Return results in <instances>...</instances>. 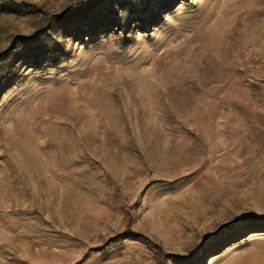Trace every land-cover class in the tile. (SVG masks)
<instances>
[{"label": "rangeland", "instance_id": "rangeland-1", "mask_svg": "<svg viewBox=\"0 0 264 264\" xmlns=\"http://www.w3.org/2000/svg\"><path fill=\"white\" fill-rule=\"evenodd\" d=\"M11 1L0 264H264V0Z\"/></svg>", "mask_w": 264, "mask_h": 264}, {"label": "trees", "instance_id": "trees-1", "mask_svg": "<svg viewBox=\"0 0 264 264\" xmlns=\"http://www.w3.org/2000/svg\"><path fill=\"white\" fill-rule=\"evenodd\" d=\"M85 9L80 8L73 12H68L65 14H55L54 16V25L55 26H65L70 22H74L78 16L83 14ZM0 11L11 13L14 15L25 16V15H34L42 14V8L34 4L21 2L16 3L14 1L0 0ZM48 21V20H47ZM46 21V30L50 29V21Z\"/></svg>", "mask_w": 264, "mask_h": 264}]
</instances>
